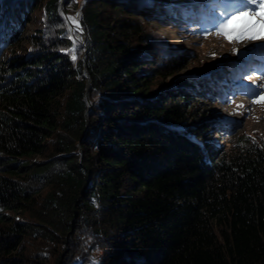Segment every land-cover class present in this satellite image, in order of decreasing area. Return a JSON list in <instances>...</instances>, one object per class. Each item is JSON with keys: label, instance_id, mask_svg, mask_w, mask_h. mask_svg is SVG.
Here are the masks:
<instances>
[{"label": "trees", "instance_id": "16d2710c", "mask_svg": "<svg viewBox=\"0 0 264 264\" xmlns=\"http://www.w3.org/2000/svg\"><path fill=\"white\" fill-rule=\"evenodd\" d=\"M200 11L152 19L215 22ZM142 12L0 0V264H264V139L220 146L230 129L202 107L252 88L239 67L235 85L182 73L189 56Z\"/></svg>", "mask_w": 264, "mask_h": 264}, {"label": "rangeland", "instance_id": "374dc122", "mask_svg": "<svg viewBox=\"0 0 264 264\" xmlns=\"http://www.w3.org/2000/svg\"><path fill=\"white\" fill-rule=\"evenodd\" d=\"M177 1L179 0H141L143 12L139 17L147 21L157 34L181 48L184 54L189 56L182 73L199 77H209L215 73L219 80L235 85L234 80L232 82V78L227 75H231V66L239 67L235 81L250 85L252 93L245 95L236 90L225 101L204 102L202 107L212 111V117L216 116L219 122L230 129L227 136L217 137L220 146L233 147L240 137V148L257 145L264 139V103H253V100H264V40L245 39L234 43L215 34L216 24L223 13L217 11L215 4L219 2V8L225 12L233 6L232 0H184L192 1L196 7H200L202 11L198 13L203 11L215 13V22L207 24V20L203 27L195 26L194 23L168 25L162 20V16L152 19L154 15L156 17L160 7L170 6ZM193 14L197 16L196 12ZM39 17L40 11H36L28 24L26 35L34 34L39 28ZM247 69H250L249 72H245ZM167 81L173 84L174 78L171 77ZM36 159L41 160L43 157L37 156Z\"/></svg>", "mask_w": 264, "mask_h": 264}, {"label": "snow or ice", "instance_id": "6c2138e0", "mask_svg": "<svg viewBox=\"0 0 264 264\" xmlns=\"http://www.w3.org/2000/svg\"><path fill=\"white\" fill-rule=\"evenodd\" d=\"M232 3L228 11L221 13L215 34L234 43L245 39L264 40V0H232ZM66 19L76 23L73 17ZM69 55L73 60L76 58L74 49L69 50ZM253 103H264V100H253Z\"/></svg>", "mask_w": 264, "mask_h": 264}, {"label": "water", "instance_id": "95a60500", "mask_svg": "<svg viewBox=\"0 0 264 264\" xmlns=\"http://www.w3.org/2000/svg\"><path fill=\"white\" fill-rule=\"evenodd\" d=\"M72 27L79 31L83 36H84V39L86 40V36H85V33H84V30L83 28L81 27V25L76 21V23H72Z\"/></svg>", "mask_w": 264, "mask_h": 264}]
</instances>
